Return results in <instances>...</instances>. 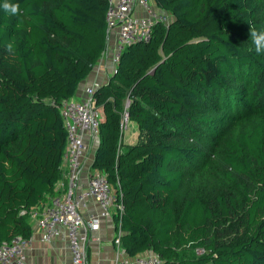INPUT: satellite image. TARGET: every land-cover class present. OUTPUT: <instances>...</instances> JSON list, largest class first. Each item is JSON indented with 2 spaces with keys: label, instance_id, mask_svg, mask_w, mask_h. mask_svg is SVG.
<instances>
[{
  "label": "trees",
  "instance_id": "obj_1",
  "mask_svg": "<svg viewBox=\"0 0 264 264\" xmlns=\"http://www.w3.org/2000/svg\"><path fill=\"white\" fill-rule=\"evenodd\" d=\"M151 1L168 24L127 46L92 94L102 119L91 167L122 206L123 252L264 264V51L249 36L264 29L259 0ZM9 2L20 13L0 0V242L31 235L27 212L55 193L66 140L58 106L107 49L106 0ZM124 110L138 135L121 150ZM219 147L228 185L212 196L187 172Z\"/></svg>",
  "mask_w": 264,
  "mask_h": 264
},
{
  "label": "built area",
  "instance_id": "obj_2",
  "mask_svg": "<svg viewBox=\"0 0 264 264\" xmlns=\"http://www.w3.org/2000/svg\"><path fill=\"white\" fill-rule=\"evenodd\" d=\"M106 1L108 44L104 53L107 57V67L103 69L105 76H108L107 69L111 67V72L114 70L122 51L133 43L147 41L152 26L156 23L167 25L170 14L157 7L151 0ZM99 84L94 82L86 86L83 89V98L72 97L60 102L58 109L66 132L60 163V179L57 181L55 193L35 210H29L27 214L30 221H35L39 242L47 244L62 233L65 234L69 261L62 264H88L87 246L91 233L98 231L102 219L111 216L117 217L112 239L118 250L114 264H160L159 255L153 252L133 257L124 254L120 243L122 230L119 227L122 206L114 201L113 188L105 174L86 162L90 145L98 136V127L102 119L101 110L95 106L92 98ZM127 104L128 101L125 107ZM128 121L124 110L120 120V139ZM89 202L95 203L98 211L84 217L82 212ZM25 213L26 211H21V214ZM32 238V235L28 237L18 235L9 241L0 242V264H32L27 261L25 254V249L31 245Z\"/></svg>",
  "mask_w": 264,
  "mask_h": 264
},
{
  "label": "crops",
  "instance_id": "obj_3",
  "mask_svg": "<svg viewBox=\"0 0 264 264\" xmlns=\"http://www.w3.org/2000/svg\"><path fill=\"white\" fill-rule=\"evenodd\" d=\"M103 77H105L104 69H99L95 72H90L88 76L79 83L76 93L73 97L83 98V89L86 86L93 84L94 82L101 83L99 80H101ZM122 140L123 138L121 137V150L124 146H129L135 143H131L129 137H127L125 141ZM92 142L93 143H91L88 152V155L90 153V161L93 157V152L97 143V137L92 140ZM56 185L57 182L54 185V190H56ZM40 204L41 203H38L37 205L33 206L30 210H35L39 207ZM97 211L98 209L96 204L93 202H89L85 210H83L82 214L84 217H88L90 215L96 214ZM114 219L115 218L112 216L102 219L100 221L98 231L91 233V238L87 246L88 264H114L115 257L118 251L112 242L115 233ZM30 226L32 228V243L29 247L25 249V254L28 262L32 264H62L67 263L69 261V254L67 251L64 233L52 240L50 243L43 244L38 241L34 220L30 221Z\"/></svg>",
  "mask_w": 264,
  "mask_h": 264
},
{
  "label": "rangeland",
  "instance_id": "obj_4",
  "mask_svg": "<svg viewBox=\"0 0 264 264\" xmlns=\"http://www.w3.org/2000/svg\"><path fill=\"white\" fill-rule=\"evenodd\" d=\"M255 16L259 21L264 22V0H259L256 10ZM108 44V42H107ZM109 46V45H108ZM106 53L103 54L101 58H99L98 62L92 67L90 72H95L99 69H103L106 66ZM100 65V66H99ZM108 73H111V67L107 69ZM107 80V76L103 77L99 80L101 83ZM246 127H249V124H245ZM138 131L135 124L132 121H128L126 124V128L122 133V141H125L127 137H129L130 142H136ZM93 143V142H92ZM91 151V150H90ZM209 153L206 155L205 159L196 162L189 166L187 173H193L195 175V179L198 181V186L203 187L205 191L211 193V195H215L219 193L220 189H225V185H228L227 181L224 179L223 172L226 169V165L224 163L225 150L224 147H219L216 150H208ZM90 153L87 158V164L91 163L90 161ZM84 171V169H83ZM233 231H231L232 233ZM182 254V257H194L199 254L201 250L199 249H184L179 251Z\"/></svg>",
  "mask_w": 264,
  "mask_h": 264
},
{
  "label": "clouds",
  "instance_id": "obj_5",
  "mask_svg": "<svg viewBox=\"0 0 264 264\" xmlns=\"http://www.w3.org/2000/svg\"><path fill=\"white\" fill-rule=\"evenodd\" d=\"M3 10L10 16H16L20 13V5L18 3H10L9 0H4L2 4ZM249 36L255 47V51L260 53L264 51V29L257 30L255 27H249ZM8 50L11 51L13 45L9 43L7 45Z\"/></svg>",
  "mask_w": 264,
  "mask_h": 264
}]
</instances>
